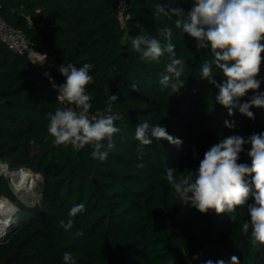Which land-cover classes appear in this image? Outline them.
<instances>
[{
  "label": "trees",
  "instance_id": "obj_1",
  "mask_svg": "<svg viewBox=\"0 0 264 264\" xmlns=\"http://www.w3.org/2000/svg\"><path fill=\"white\" fill-rule=\"evenodd\" d=\"M1 2L0 16L47 54L46 67L59 85L65 82L61 64L93 65L86 89L89 118L117 95L111 114L120 131L103 162L92 159L91 146L55 145L47 132L48 114L75 106L58 101L51 81L0 41V159L11 169H28L44 179L31 217L0 241V264H63L65 252L76 264H204L209 259L215 264L233 255L239 264H264V245L253 242L251 228L242 232L250 219L247 205L220 215L201 214L183 203L166 179L168 167L177 176L195 172L204 153L223 138L264 133V108H251L254 119H249L238 110L229 116L216 102L218 89L201 76L202 65L215 59L210 47L197 51L195 40L176 28L177 17L152 14L157 4L188 11L192 0H129L125 26L117 0ZM165 27L172 29L170 42L184 61L180 79L185 87L175 94L159 82L168 54L144 61L130 39L147 34L166 44L159 34ZM213 75L222 81L214 65ZM260 78L258 92L264 93V66ZM145 121L164 126L182 144L155 138L151 145L141 144L135 129ZM244 149L239 162L250 164V145ZM0 195L21 210L23 204L1 176ZM253 202L250 197L248 204ZM79 204L84 210L70 216ZM69 220L72 227L66 229L61 222ZM78 230L83 236L75 235Z\"/></svg>",
  "mask_w": 264,
  "mask_h": 264
},
{
  "label": "clouds",
  "instance_id": "obj_2",
  "mask_svg": "<svg viewBox=\"0 0 264 264\" xmlns=\"http://www.w3.org/2000/svg\"><path fill=\"white\" fill-rule=\"evenodd\" d=\"M191 4L188 11L182 6L157 4L152 14L156 18L161 15L169 19L177 17L176 28L195 40L197 51L210 47L215 59L202 65L201 76L218 89L216 102L228 110L229 116L238 110L254 119L250 109L264 108V93L258 92L264 66V0H192ZM159 34L166 44L147 34H139L130 37L132 49L144 61H158L168 54L166 74L159 82L163 89L175 94L185 87L180 79L185 71L184 61L177 58L175 45L170 42L172 29L165 27ZM213 65L222 74L221 82L214 78ZM92 67L88 63L79 68L72 63L60 65L58 71L65 82L53 84L58 92L57 100L75 107L57 108L54 114L49 113L47 132L57 146H91L92 159L103 162L115 147L113 137L120 131L114 123L116 116L111 114L118 96L112 94L104 110L89 118L92 105L86 89L93 79L89 74ZM249 92L254 94L242 102ZM225 126L232 128L234 122L225 121ZM135 138L146 146L153 143V138L177 146L182 144L181 140L169 135L164 126L150 125L147 121L137 124ZM244 145H250L247 151L250 164L239 162ZM176 173L168 167L167 181L183 203L201 214L220 215L247 205L250 219L243 223L242 232L248 234L251 228L253 242L264 245V133H254L247 139L240 135L223 138L204 153L195 172L187 170L179 176ZM250 197L254 202L248 204ZM84 207L83 204L73 206L69 215L76 216ZM61 223L66 229L72 227L71 220L66 225ZM75 235L83 236V231L78 230ZM63 264H76L71 253H64ZM204 264H213V261L209 259ZM215 264H239V258L233 255L230 261L221 259Z\"/></svg>",
  "mask_w": 264,
  "mask_h": 264
},
{
  "label": "built area",
  "instance_id": "obj_3",
  "mask_svg": "<svg viewBox=\"0 0 264 264\" xmlns=\"http://www.w3.org/2000/svg\"><path fill=\"white\" fill-rule=\"evenodd\" d=\"M1 1L2 0H0V7L2 5ZM117 6L119 10V18L123 26H125L126 13L129 7V0H117ZM0 41L16 54L25 56L27 61H29L36 68H38L39 71L42 73V75L51 81L52 85L53 84L59 85L57 81L53 78L50 69L46 67L47 54L45 52L35 49L32 43L29 41V39L26 37L25 33L21 29L12 27L1 16H0ZM55 91L57 96L58 92L56 89ZM66 103L67 102H64L63 104ZM23 170L26 169H19V170L11 169V167L7 162L0 159V176L6 178L9 181L14 194L15 192L19 193L20 198L23 200L34 199V197L31 196V194H33V189H31L30 193L28 191L27 192L23 191L20 193L19 190H17V185L19 182H21V180H19L18 178L19 175L18 173ZM3 199L9 200V198L0 195V202H2ZM12 203L18 208V211L16 212L13 210H10V212H8V213H13L14 223H13V217L8 216L6 211L4 212L0 211V219L4 218L5 214H6L5 218H7L6 223H3V225L8 226L7 228H4L1 227L2 225H0V241L5 239L7 234L12 230V227L16 226L15 215L19 214V217L21 216L20 208L13 201ZM2 208L3 207H1L0 205V209Z\"/></svg>",
  "mask_w": 264,
  "mask_h": 264
},
{
  "label": "bare ground",
  "instance_id": "obj_4",
  "mask_svg": "<svg viewBox=\"0 0 264 264\" xmlns=\"http://www.w3.org/2000/svg\"><path fill=\"white\" fill-rule=\"evenodd\" d=\"M18 178L19 180H21V182L18 183L17 185V190H19V192H31V189H33V194H31L32 197L37 198L39 191L41 190V182H42V178L39 175H37V173H33L32 171L26 172L25 174H23V172H19L18 173ZM35 178L37 179V182H39L38 185H36L35 183ZM1 207H3L2 209H0L1 212L6 211L7 215L12 217L13 213H8L10 212V210L13 211H17L16 208H14V204L10 203V201L8 199H3L2 202H0ZM6 216V214H5ZM2 218L0 219V225H2L1 227L7 228L8 226L3 225V223H6L7 218ZM14 223V222H13Z\"/></svg>",
  "mask_w": 264,
  "mask_h": 264
},
{
  "label": "rangeland",
  "instance_id": "obj_5",
  "mask_svg": "<svg viewBox=\"0 0 264 264\" xmlns=\"http://www.w3.org/2000/svg\"><path fill=\"white\" fill-rule=\"evenodd\" d=\"M30 170L26 169V170H23V174H25L26 172H29ZM38 175V174H37ZM40 177H42L41 175H39ZM36 183V185L39 184V182H37V179L35 178L34 180ZM44 186V182H43V178H42V182H41V190L39 191V194H38V197L37 198H34V199H26V200H23L20 198L19 196V193H16L15 192V195L17 197V199L20 201L21 204V216L19 217V214L18 215H15V225L18 224V222L20 223H24L26 220H28L31 215L33 214L32 211L30 210V207H34L35 205H38L41 201V191H42V188ZM13 217V222H14V215L12 216Z\"/></svg>",
  "mask_w": 264,
  "mask_h": 264
},
{
  "label": "water",
  "instance_id": "obj_6",
  "mask_svg": "<svg viewBox=\"0 0 264 264\" xmlns=\"http://www.w3.org/2000/svg\"><path fill=\"white\" fill-rule=\"evenodd\" d=\"M124 48H125V46H124ZM41 175V174H40ZM44 180V179H43ZM9 201H10V203H12V201L9 199ZM13 204V203H12ZM14 208H16L17 209V211H18V208L16 207V206H14ZM18 215V214H17Z\"/></svg>",
  "mask_w": 264,
  "mask_h": 264
}]
</instances>
